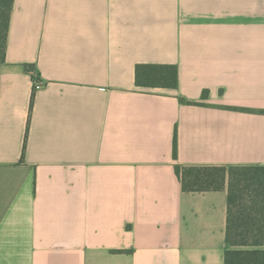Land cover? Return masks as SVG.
Returning a JSON list of instances; mask_svg holds the SVG:
<instances>
[{"label": "crops", "instance_id": "obj_1", "mask_svg": "<svg viewBox=\"0 0 264 264\" xmlns=\"http://www.w3.org/2000/svg\"><path fill=\"white\" fill-rule=\"evenodd\" d=\"M140 63L178 86H136ZM259 109L264 0H14L0 264H224L227 191L175 166L264 164Z\"/></svg>", "mask_w": 264, "mask_h": 264}, {"label": "trees", "instance_id": "obj_2", "mask_svg": "<svg viewBox=\"0 0 264 264\" xmlns=\"http://www.w3.org/2000/svg\"><path fill=\"white\" fill-rule=\"evenodd\" d=\"M14 0H0V64L5 61L7 35ZM26 72H33L32 64H25ZM178 67L175 64L140 63L135 67V83L141 88L178 86ZM208 91H202V99ZM34 90L31 95V107ZM187 104H203L185 101ZM253 112L264 114V109ZM29 122V120H28ZM26 146V134L23 150ZM176 132L173 156L176 158ZM176 175L184 191L226 189L227 218L224 264H264V164L175 166Z\"/></svg>", "mask_w": 264, "mask_h": 264}]
</instances>
